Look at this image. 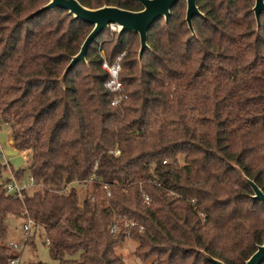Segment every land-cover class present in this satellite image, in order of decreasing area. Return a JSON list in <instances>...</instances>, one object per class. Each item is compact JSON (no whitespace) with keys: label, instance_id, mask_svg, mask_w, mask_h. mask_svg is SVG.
Wrapping results in <instances>:
<instances>
[{"label":"trees","instance_id":"1","mask_svg":"<svg viewBox=\"0 0 264 264\" xmlns=\"http://www.w3.org/2000/svg\"><path fill=\"white\" fill-rule=\"evenodd\" d=\"M78 1L141 9L136 0ZM253 1L197 0L193 35L179 0L149 28L140 61L138 35L115 33L105 58L125 52L129 90L115 107L97 44L106 29L87 65L61 81L92 26L61 8L29 16L48 0H0V117L29 160L11 171L39 185L18 198L6 193L9 177L0 181V264L12 256L7 217L27 215L48 238L52 264H125L115 248L127 237L144 264H215L204 253L245 264L264 242V205L237 169L264 192V13L257 26ZM75 181L82 188L60 192ZM126 219L143 229L126 236Z\"/></svg>","mask_w":264,"mask_h":264},{"label":"water","instance_id":"2","mask_svg":"<svg viewBox=\"0 0 264 264\" xmlns=\"http://www.w3.org/2000/svg\"><path fill=\"white\" fill-rule=\"evenodd\" d=\"M141 9L137 11L128 10L112 5H103L97 8H88L83 6L78 0H48L46 4L31 12L29 16L39 13L47 9L61 8L67 11L72 19L79 20L92 26L91 30L85 36L80 48L76 54L71 56L70 61L65 66L60 80H63L67 71L72 68L76 63L82 62L87 65L86 53L94 41V39L107 29L110 24L118 26V34L129 32L136 33L139 38V48L137 57L141 60L142 53L148 48L147 32L149 28L157 20L163 18L165 21L170 15V10L179 0H136ZM197 0H185V17L184 20L188 29L194 35L192 26V19L195 16H202L199 10ZM252 11L256 20L257 26L259 25L260 14L264 13V0H254ZM243 180L250 186L252 190V198L260 201L264 205V192L262 189L250 178L245 176L239 169ZM208 260L215 264H225L222 261L213 258L212 256L204 253ZM245 264H264V242L258 244L254 252L247 258Z\"/></svg>","mask_w":264,"mask_h":264},{"label":"rangeland","instance_id":"3","mask_svg":"<svg viewBox=\"0 0 264 264\" xmlns=\"http://www.w3.org/2000/svg\"><path fill=\"white\" fill-rule=\"evenodd\" d=\"M181 3L186 6L185 0H181ZM254 3V1H253ZM88 29L91 26L87 27ZM91 30V29H90ZM115 30L107 28L102 35L98 38V46H102L103 50L99 51L100 56L106 57L109 49L111 48L112 43L115 40ZM136 42L138 41V36L134 37ZM127 71L123 70V74ZM0 148H1V163L4 164L5 160L9 162L6 164L5 168L2 170L1 178L5 179L9 177L10 170H16L19 168H25L29 164L28 158L25 159L22 156L20 151H17L12 148L11 139H10V126L8 123L4 122L0 117ZM29 175L25 174L23 176V180L26 181V178ZM79 188H82L81 185H78ZM84 189H82L83 191ZM24 220L21 218H13L7 217L6 219V229H7V238L6 241L9 242H22L23 238V224ZM34 235L31 240L32 243H27L25 245L24 251L21 254V264H34L36 262H41L44 264H52L53 260L49 254V248L44 243L45 236L40 230H32L31 236ZM5 241V242H6ZM137 242L129 237H127L123 242H120L115 250L116 253L119 254L125 264H144L141 260H139L135 253V247Z\"/></svg>","mask_w":264,"mask_h":264},{"label":"built area","instance_id":"4","mask_svg":"<svg viewBox=\"0 0 264 264\" xmlns=\"http://www.w3.org/2000/svg\"><path fill=\"white\" fill-rule=\"evenodd\" d=\"M112 30H115L118 32V26L115 24H110L109 27ZM125 55V52H121L119 55L115 57V59L112 62H109L104 56H102V62H101V68L107 73V79L104 82L105 89L111 93L112 97L110 100V104L112 106H119L123 105L129 102V90L126 89L124 82L122 81L120 77L121 69H122V58ZM1 152V148H0ZM117 153V151H114ZM22 156L25 158V153H22ZM4 164H9L7 160H5ZM91 180V179H90ZM90 180L84 181V184H88ZM82 182L75 181L71 183H67L60 192L65 193L71 189L72 186L78 187V185H81ZM39 185L34 182L33 177L28 176L26 178V181L23 180V178H16L13 174V172L9 171V180L5 183V189L6 193L10 194L14 197L21 198L22 193L25 190L32 189L35 187H38ZM88 185H86V188ZM102 188L106 191V196H110V189L107 184L102 185ZM91 199L93 200V197L91 196ZM145 200L147 201L148 198L145 197ZM24 222L22 224L23 228V238L22 242H5V246L8 250L12 252V256L8 259L7 264H21V254L24 251L25 245L27 244V239L31 236V231L35 229V222L32 218H30L28 215L23 219ZM138 227V230L141 231L143 228L141 225L138 224L137 221L129 219L124 221V234L126 236H129L130 231L132 228ZM119 226L114 223L110 227V231L115 234L119 232ZM44 243L46 245H49V240L46 238L44 240Z\"/></svg>","mask_w":264,"mask_h":264}]
</instances>
